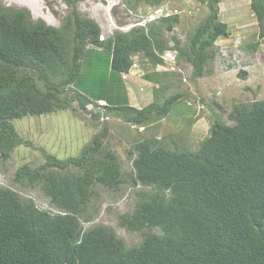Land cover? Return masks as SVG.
I'll list each match as a JSON object with an SVG mask.
<instances>
[{
    "label": "trees",
    "instance_id": "trees-1",
    "mask_svg": "<svg viewBox=\"0 0 264 264\" xmlns=\"http://www.w3.org/2000/svg\"><path fill=\"white\" fill-rule=\"evenodd\" d=\"M82 1L64 0L73 9ZM145 1L157 8L167 0ZM197 1L207 4L210 13L184 46L175 36L176 15L101 40L99 25L75 10L74 19L56 28L0 3V163L21 145L34 147L13 121L65 110L73 101L90 112L89 105L104 99L107 106L100 109L107 117L135 126L168 117L182 94L160 104L169 85L147 73L146 79L160 86L152 103L136 108L130 105L124 77L133 69L134 57L157 67L169 49L178 51V63L192 66L193 79L206 75L217 41L230 33L218 18L220 0ZM251 9L260 40L244 50L255 52L264 41V0H251ZM96 47L110 55L111 71L123 87L111 83L107 95L92 100L74 85L84 56ZM68 88L74 90L73 98L66 96ZM100 111L94 113L96 120ZM232 112L234 124L216 116L209 137L195 151L151 137L128 152L133 161L129 183L147 191L139 193L135 209L120 215L119 223L132 232L150 230L132 247L109 227L84 225L93 219L96 189L117 190L126 182L117 153L104 146L107 127L78 157L60 160L43 152L45 163L22 166L15 182L41 189L53 210L0 187V264H264V100Z\"/></svg>",
    "mask_w": 264,
    "mask_h": 264
},
{
    "label": "rangeland",
    "instance_id": "rangeland-1",
    "mask_svg": "<svg viewBox=\"0 0 264 264\" xmlns=\"http://www.w3.org/2000/svg\"><path fill=\"white\" fill-rule=\"evenodd\" d=\"M0 3L8 9L28 11L32 20L56 28H62L70 18L74 19L75 10L81 18L91 19L99 25L102 40H107L118 31L125 33L134 27L148 28L161 17H168L174 12L173 15L179 17L175 36L183 42L182 46L189 42L210 13L208 5L197 0H167L157 8L149 6L145 0H84L75 9L64 0H0ZM219 6L221 12L218 18L228 25L230 35L217 41V54L207 66L204 77L193 79V68L188 62L182 61L175 66L166 61L164 66L154 67L140 55L134 57L135 66L124 77L130 105L136 108L152 103L154 89L160 86L148 81L145 77L147 73L169 85L160 95V104L175 94H182L183 97L168 117L141 127L113 116L107 117L99 108L102 114L96 120L94 113L100 110L95 104L89 105L90 112H87L73 101L65 110L15 120L12 122L15 130L35 148L21 145L9 160L0 163V187L11 189L22 198L32 199L41 209L53 210L41 189H25L15 182L17 170L26 164L31 167L44 164L43 152L60 160L78 157L107 127L104 146L117 153L126 182L117 190L103 186L96 189L90 205L93 219L84 225L86 228L99 225L109 227L129 247L140 244L144 234L150 230L132 232L119 223L120 215L135 209L139 193L147 191L143 187L133 188L129 183L133 161L128 152L133 146L147 138L157 137L169 147L195 151L209 137L216 116L233 125L232 111L235 107L264 100V41L261 40L255 52L244 50V47L260 40L251 0H220ZM169 41L174 46L172 38ZM82 61L74 88L92 100L107 95L111 83L112 86L115 83L117 88L123 87L121 77L111 71L107 51L93 48ZM163 73H168V77H163ZM244 73H247L246 76ZM73 95L74 90L68 88L66 96L73 98Z\"/></svg>",
    "mask_w": 264,
    "mask_h": 264
},
{
    "label": "built area",
    "instance_id": "built-area-1",
    "mask_svg": "<svg viewBox=\"0 0 264 264\" xmlns=\"http://www.w3.org/2000/svg\"><path fill=\"white\" fill-rule=\"evenodd\" d=\"M171 14H173V13H170L169 15H171ZM164 59H165V61H167V62L169 61L172 64H175V65L177 64V54L172 50L167 51L165 53ZM97 106H98V108H103V107L107 106V101L104 99L98 100Z\"/></svg>",
    "mask_w": 264,
    "mask_h": 264
},
{
    "label": "clouds",
    "instance_id": "clouds-1",
    "mask_svg": "<svg viewBox=\"0 0 264 264\" xmlns=\"http://www.w3.org/2000/svg\"><path fill=\"white\" fill-rule=\"evenodd\" d=\"M155 12H157V10H155ZM173 14H174V12H172ZM173 14H171L170 16H168V17H171V16H175V15H173ZM163 17H165V16H163ZM162 18V17H161ZM134 28H137V27H134ZM131 31V30H130ZM101 38H102V35H101ZM102 40V39H101ZM170 50H172V51H177V50H175V49H169V51ZM177 54V64L175 65V66H177L179 63H178V55H179V53H176ZM162 57H163V59H164V56L162 55ZM229 62V61H228ZM167 62L165 61V59H164V64H162V65H159V66H164L165 64H166ZM170 63V62H169ZM170 64H172V63H170Z\"/></svg>",
    "mask_w": 264,
    "mask_h": 264
}]
</instances>
